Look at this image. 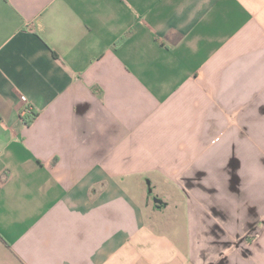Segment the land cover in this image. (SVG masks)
I'll return each instance as SVG.
<instances>
[{
    "label": "crops",
    "instance_id": "0c3cea01",
    "mask_svg": "<svg viewBox=\"0 0 264 264\" xmlns=\"http://www.w3.org/2000/svg\"><path fill=\"white\" fill-rule=\"evenodd\" d=\"M0 264H264V0H0Z\"/></svg>",
    "mask_w": 264,
    "mask_h": 264
},
{
    "label": "trees",
    "instance_id": "16d2710c",
    "mask_svg": "<svg viewBox=\"0 0 264 264\" xmlns=\"http://www.w3.org/2000/svg\"><path fill=\"white\" fill-rule=\"evenodd\" d=\"M34 116H35V114L26 115V116H23L22 119L26 125H29L32 122V120L34 119Z\"/></svg>",
    "mask_w": 264,
    "mask_h": 264
},
{
    "label": "built area",
    "instance_id": "2783aa9c",
    "mask_svg": "<svg viewBox=\"0 0 264 264\" xmlns=\"http://www.w3.org/2000/svg\"><path fill=\"white\" fill-rule=\"evenodd\" d=\"M21 100L23 101V102H26V99L24 98V97H21ZM32 113H31V108L30 107H26L23 111H22V117L23 116H26V115H31Z\"/></svg>",
    "mask_w": 264,
    "mask_h": 264
},
{
    "label": "water",
    "instance_id": "95a60500",
    "mask_svg": "<svg viewBox=\"0 0 264 264\" xmlns=\"http://www.w3.org/2000/svg\"><path fill=\"white\" fill-rule=\"evenodd\" d=\"M154 202L160 204V201L157 198L154 199Z\"/></svg>",
    "mask_w": 264,
    "mask_h": 264
}]
</instances>
